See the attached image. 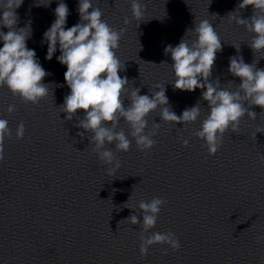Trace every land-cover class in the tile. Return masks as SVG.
Instances as JSON below:
<instances>
[{
	"label": "clouds",
	"instance_id": "1",
	"mask_svg": "<svg viewBox=\"0 0 264 264\" xmlns=\"http://www.w3.org/2000/svg\"><path fill=\"white\" fill-rule=\"evenodd\" d=\"M23 2L0 0V28L8 29L6 33L0 31V42L3 43V47H0V87H6L14 97L26 104H37L49 92L48 84L43 81L50 73L39 63L35 50L27 47L26 41L31 36L30 25L17 27L19 16L16 10ZM50 3L51 0H48L47 5ZM248 6L252 7L253 14L247 19L231 15L236 11L229 15L237 25L253 33L248 45L255 54L264 51V0H242L238 9ZM145 9L146 5L140 0H131L132 17L136 20L143 18ZM78 13L79 22L66 28L69 9L60 0L54 10L55 20L43 34L47 42L45 58L51 60L59 46L61 54L57 60L67 68L64 80L70 89L60 106L61 112L66 114L67 120H72L79 110L83 111V118L78 119L76 126L90 134L93 152L102 164L108 165L107 173L114 175L121 167L115 152L129 151L133 140L141 151L151 150L155 145L156 141L152 137L156 135L160 124L153 122L152 130L147 131L150 113L159 109L162 121L184 125L198 120L201 106L197 103L177 115L169 105L164 85L156 84L154 87L159 91L151 92V95H141L140 88L128 89V78L118 75L124 70V64L116 55L126 29L111 27L102 18L103 12L93 0H78ZM123 22L127 25L131 20L125 17ZM189 32L195 36L191 41L185 39ZM186 34L175 47L168 45L164 50L172 59L171 67L175 76L172 86L181 91L203 90L201 98L207 102L208 114L194 135L204 141L202 147H206L208 155H214L222 144L223 134L229 128L236 131L245 115L253 120L257 118V113L250 110L252 106L264 110V68L256 67L259 60L248 64L242 56L230 57L228 71L238 77L240 83L234 90L222 87L218 77L210 80L217 53L222 51L221 40L212 23L207 19L199 23L194 21V28L187 30ZM233 46L239 52L240 45ZM125 100L128 101L127 105ZM14 111L15 106L9 105L7 112L11 114ZM121 121L127 126V132L120 127ZM84 132L78 135L83 136ZM257 132L262 130L258 129ZM24 134L25 125L21 121L15 136L22 139ZM11 137L12 129L8 120L0 118V162L5 159V140ZM183 144L187 147L188 140H184ZM106 145H114L115 152ZM258 159L264 163V155L258 153ZM165 203L159 197L147 202L141 200L138 208L142 221L136 214L126 218L131 225H141V256L146 257L149 247L154 244H167L173 251L181 247L179 238L172 232H151L146 235L155 228ZM256 240L258 243L264 242V235H258ZM162 254L167 255L168 248L162 249Z\"/></svg>",
	"mask_w": 264,
	"mask_h": 264
}]
</instances>
